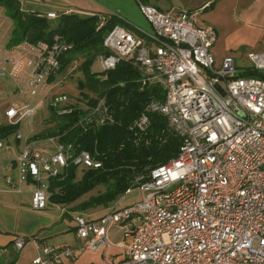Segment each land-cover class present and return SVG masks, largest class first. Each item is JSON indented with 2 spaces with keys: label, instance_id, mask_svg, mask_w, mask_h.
<instances>
[{
  "label": "built area",
  "instance_id": "2783aa9c",
  "mask_svg": "<svg viewBox=\"0 0 264 264\" xmlns=\"http://www.w3.org/2000/svg\"><path fill=\"white\" fill-rule=\"evenodd\" d=\"M138 1L152 30L141 28L138 33L117 23L104 39L110 52L100 54L96 62L107 70L122 58H133L143 82H158L165 90L164 99H152L131 122L133 140L134 132L149 131L151 113L156 112L167 120L159 138L164 140L171 131L182 142L168 162L138 173L135 184L125 189L128 194L138 187L139 198L95 217L74 214L77 234L86 239L82 248L107 247V231L122 225L129 236L120 242L124 255L108 257L105 264H264V76L251 73H264V51L249 50L243 65L230 55L218 62L212 51L218 32L211 24L198 23L201 8L163 10ZM105 20L101 15L100 24ZM8 42L0 43V78L11 77L23 101L5 106L0 126L13 127L21 140L20 123L32 117L50 81L60 73L67 77L80 60L70 59L62 67L73 45L60 34L52 40ZM51 107L57 117L76 114L73 126L85 130L115 121L106 94L84 100L57 93ZM1 133L0 155L3 148L10 149L18 163L17 178L3 177L5 189L22 191V183L33 182L35 209L48 206L52 179L65 178L71 166L78 170L104 165L99 151L62 140L64 132L45 136L44 146H32L26 138L19 151ZM25 243L20 234L13 246L21 249ZM36 243L39 252L29 264H62L81 249Z\"/></svg>",
  "mask_w": 264,
  "mask_h": 264
},
{
  "label": "trees",
  "instance_id": "16d2710c",
  "mask_svg": "<svg viewBox=\"0 0 264 264\" xmlns=\"http://www.w3.org/2000/svg\"><path fill=\"white\" fill-rule=\"evenodd\" d=\"M0 5L4 6L14 23L9 44L26 38L33 42L52 40L55 34H60L73 45L64 56L62 67L70 59H79V68L86 77L83 86L97 95L106 94L115 110L114 122L86 130L79 125L73 126L76 114L52 115L56 125L45 127L40 136L64 132L62 140H75L81 147L97 150L104 160L101 168L83 167L77 170L76 166H71L65 178H53L50 185L53 201L73 203L76 212L100 204L110 205L128 186L135 184L133 179L138 173L166 163L178 153L182 137L168 131L164 140L160 139L167 120L156 112L151 113L149 131L145 134L134 132V140L131 138L130 124L133 119L147 108L152 99H164L165 90L160 83H144L142 71L133 58H122L116 67L107 70L92 69L100 54L110 52L104 45V39L117 23H125L121 15H106L101 25L98 13L62 12L55 18H49L39 12L22 9L20 0H0ZM251 73L264 76L257 70ZM6 128L0 126L1 131ZM79 170L82 172L78 173ZM104 183L105 190L99 189L98 193L78 200Z\"/></svg>",
  "mask_w": 264,
  "mask_h": 264
},
{
  "label": "crops",
  "instance_id": "0c3cea01",
  "mask_svg": "<svg viewBox=\"0 0 264 264\" xmlns=\"http://www.w3.org/2000/svg\"><path fill=\"white\" fill-rule=\"evenodd\" d=\"M22 9L44 14L48 11L77 12L79 14L110 15L117 13L124 18V24L135 32L141 33V28L151 31V23L142 13L138 0H20ZM152 3L160 9H195L201 8L198 23L211 24L216 27L218 38L212 46L216 59L220 62L230 55L239 63H244L249 50L264 51V0H142ZM247 64V63H245ZM8 105V104H7ZM4 116H2L3 118ZM2 126V125H1ZM7 130L2 131V135ZM40 132L27 134L32 146H44L45 136ZM24 140V137L22 138ZM18 140L19 151L24 145ZM9 143V142H8ZM2 173L12 168L18 176V163L12 151L3 148ZM2 157V151L1 155ZM4 174V173H3ZM0 176V264H29L39 252L37 241L61 246L71 244L79 249L75 258H66L62 264H105L106 258L123 257V247L120 242L128 240L126 227L115 225L108 231L110 244L97 249H83L86 239L78 236L75 224L67 219H74L73 203L53 201L50 197L45 209L32 207L31 189L33 182L22 183V191L5 189L3 177ZM129 194V193H128ZM119 198L110 205L100 204L89 207L85 214L95 217L103 214L112 207H118L132 202L120 201ZM82 211V209H80ZM23 234L26 243L21 249L14 248V239ZM114 238V239H113ZM6 248V249H5Z\"/></svg>",
  "mask_w": 264,
  "mask_h": 264
},
{
  "label": "rangeland",
  "instance_id": "374dc122",
  "mask_svg": "<svg viewBox=\"0 0 264 264\" xmlns=\"http://www.w3.org/2000/svg\"><path fill=\"white\" fill-rule=\"evenodd\" d=\"M12 19L6 17L3 7H0V43H7L11 30H12ZM244 63H239L237 60V63L239 65H243L245 63H248L247 58H243ZM93 71H101V66L99 63H95L92 66ZM85 73L81 68H76L73 72L69 73L66 77L65 73H60L56 75L49 84L48 90L39 96L40 99V105L34 112L31 118H26L20 123V128L23 131L24 140L22 143L24 144L26 141L27 134L33 133L31 131L32 127H34L35 132H40L43 127H50L52 126L56 121L52 119V113L53 109L51 107V97L55 94H63L66 93L69 96L81 98L84 100H88L90 98L95 97V91L87 89L85 84ZM84 89V90H83ZM23 101V96L17 92L15 82L11 77H5L0 78V117L3 116L4 108L7 104H12L14 106H19ZM48 119V120H47ZM44 120H47V122L44 124ZM4 139L10 143L11 146L18 149L19 145L17 142V136H16V129L8 125V129L6 133L3 135ZM4 155V150H2V157H0V176L4 173L15 175L16 171L12 168H9L8 171L2 173V159ZM82 172L81 170L78 171ZM3 174V175H4ZM99 189L105 190L106 184H99L96 187H94L92 190H90L88 193H86L84 196H81L78 200H81L85 198L88 195L96 194L99 192ZM120 201L123 197V200H132L137 199L140 197V189L138 187H133L132 191L129 194L121 193L119 196ZM58 202V201H57ZM69 204V203H68ZM60 205H65L62 202ZM67 205V203H66ZM72 206V203L70 204ZM88 208L82 209V211H79L81 213H85ZM69 223L75 224L74 219L70 218L67 219ZM115 226V225H114ZM122 226V225H119ZM114 239V238H113Z\"/></svg>",
  "mask_w": 264,
  "mask_h": 264
},
{
  "label": "water",
  "instance_id": "95a60500",
  "mask_svg": "<svg viewBox=\"0 0 264 264\" xmlns=\"http://www.w3.org/2000/svg\"><path fill=\"white\" fill-rule=\"evenodd\" d=\"M216 86H217L218 88H220V89H221V91H222V93H223V94H225V93H226L225 89H224V88H222V87L220 86V84H216Z\"/></svg>",
  "mask_w": 264,
  "mask_h": 264
}]
</instances>
